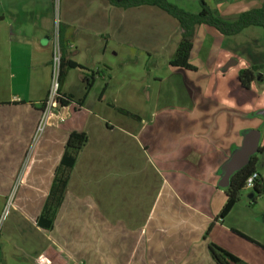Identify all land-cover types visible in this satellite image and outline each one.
Returning a JSON list of instances; mask_svg holds the SVG:
<instances>
[{
    "label": "crops",
    "instance_id": "1",
    "mask_svg": "<svg viewBox=\"0 0 264 264\" xmlns=\"http://www.w3.org/2000/svg\"><path fill=\"white\" fill-rule=\"evenodd\" d=\"M167 1L191 13L204 1L227 21L264 7ZM59 19L68 59L83 68L67 71L60 93L72 102L55 106L37 133L51 85L54 0H0V216L9 199L13 209L0 230V264H217L211 244L264 264V249L238 234L264 246V215L238 213L240 197L219 217L223 165L259 121L239 116L236 99L232 107L249 89L239 79L228 88L218 65L251 27L225 36L200 25L187 69L170 64L182 30L157 6L60 0ZM250 33L246 40L257 39ZM86 71L97 73L91 87ZM73 131L88 141L47 228L39 218Z\"/></svg>",
    "mask_w": 264,
    "mask_h": 264
},
{
    "label": "trees",
    "instance_id": "2",
    "mask_svg": "<svg viewBox=\"0 0 264 264\" xmlns=\"http://www.w3.org/2000/svg\"><path fill=\"white\" fill-rule=\"evenodd\" d=\"M111 4L119 7L129 8L139 5H152L157 6L171 16H173L180 24L182 30V38L178 45L175 58L170 62L171 65L193 69L189 64V57L191 50L193 48L194 39L198 27L202 24H207L209 26L217 29L221 34L225 36H234L241 33L243 30L249 27H260L263 29L264 35V7L255 8L246 12L241 13L235 20L227 21L220 17L213 9H211L204 1H201V10L198 13L188 12L179 6L167 1V0H108ZM60 49H61V64L59 72V82L65 78L67 71L70 68H83L77 63L68 59L66 49L61 39V29H60ZM263 64L252 65L250 68L243 69L239 73V81L241 86L245 89H249L251 83L257 78V75L263 79L261 71L263 70ZM96 72L86 71L85 80L87 81V86L91 87ZM61 88V87H60ZM47 100V99H46ZM46 100L44 101V108L46 105ZM69 101L72 102L71 96H66L60 93V104L66 105ZM78 105L83 104V100L76 102ZM124 111V110H123ZM127 114L132 115L129 112L124 111ZM88 141V135L86 132L73 131L70 133L68 140L65 145V149L62 155V159L59 167L56 170L54 182L52 184L48 199L45 203L42 215L39 218V223L44 227H51L54 219V213L59 204L61 203L67 184L70 178V172L72 167L77 161L78 155L82 151L83 147ZM264 147H259V152H263ZM257 155L252 156L249 164H247L241 170L235 172L230 180L229 186L225 187V193L227 195L226 203L223 206L219 217L225 218L232 208L240 201L241 191L245 188V182L247 177L253 171H257ZM254 192L258 195L264 194V184L259 181ZM255 200V198L253 199ZM243 238L254 242L256 245L262 247L264 246L255 242L251 238L244 234L238 233ZM209 250L213 260L217 264H247L238 257L232 255L226 250L218 247L217 245L211 244ZM1 261V255H0Z\"/></svg>",
    "mask_w": 264,
    "mask_h": 264
},
{
    "label": "rangeland",
    "instance_id": "3",
    "mask_svg": "<svg viewBox=\"0 0 264 264\" xmlns=\"http://www.w3.org/2000/svg\"><path fill=\"white\" fill-rule=\"evenodd\" d=\"M251 29H253V31H258V37L257 39H254V41H250L249 37L248 40L245 39L246 36L251 35ZM263 50L264 35L263 29L260 27H251L246 32L240 34L239 38H233L234 55L228 56L225 54L221 60V64L218 65V69H222L223 71L226 68L225 77L227 81L225 84H227L228 88H230L229 84L233 81L236 83V80L239 79V73L241 70L250 68L255 64L258 65V63H261L264 66ZM232 60H234L235 63L228 65ZM260 74H262L263 79H261L260 76H257V78L251 83L249 90L243 92L242 98L238 96L236 98L232 97L230 101H233L232 107H235L236 101L234 99L237 100L239 107H236V109L239 116L246 117L248 121H254L255 119L259 121L256 129L261 132V141L259 144L264 147V117L253 115L264 109V68ZM228 88H224L223 86V92H227ZM219 96L226 99V101L229 100V96L224 95L223 93ZM256 155L258 158L257 169L264 176V151L258 152ZM250 193L255 194L256 200L249 198ZM239 204L238 213L244 212L246 215H264V194L260 196L255 193L254 190L243 189L241 191V202ZM10 211H13V209H10ZM2 223H0V230L2 228ZM259 231L262 240H264V224L262 225L261 223Z\"/></svg>",
    "mask_w": 264,
    "mask_h": 264
},
{
    "label": "built area",
    "instance_id": "4",
    "mask_svg": "<svg viewBox=\"0 0 264 264\" xmlns=\"http://www.w3.org/2000/svg\"><path fill=\"white\" fill-rule=\"evenodd\" d=\"M59 3L60 0H54V11H55V24L52 32V43H53V53L51 59V85L49 94L46 100V105L43 110V119L39 124V133L43 126L45 125V118L51 112V110L58 106L60 103V82H59V72L61 64V47H60V19H59ZM35 141V140H34ZM261 179V174L259 171H253L249 174L245 182V189L254 190L256 185ZM12 207V202L9 199V202L4 207V210L0 216V223H2L8 216L10 209Z\"/></svg>",
    "mask_w": 264,
    "mask_h": 264
},
{
    "label": "water",
    "instance_id": "5",
    "mask_svg": "<svg viewBox=\"0 0 264 264\" xmlns=\"http://www.w3.org/2000/svg\"><path fill=\"white\" fill-rule=\"evenodd\" d=\"M232 60L228 65L234 64ZM259 76V74L257 75ZM258 115L264 117V109ZM261 132L257 129L249 130L245 133L242 145L237 148L229 160L223 165L222 178L219 185L223 188L229 186L232 175L249 164L252 156L259 152ZM254 193L250 194V197Z\"/></svg>",
    "mask_w": 264,
    "mask_h": 264
},
{
    "label": "flooded vegetation",
    "instance_id": "6",
    "mask_svg": "<svg viewBox=\"0 0 264 264\" xmlns=\"http://www.w3.org/2000/svg\"><path fill=\"white\" fill-rule=\"evenodd\" d=\"M259 147H262V146H259ZM260 174H261V173H260ZM263 180H264V176L261 175V179H260V181L263 182Z\"/></svg>",
    "mask_w": 264,
    "mask_h": 264
}]
</instances>
